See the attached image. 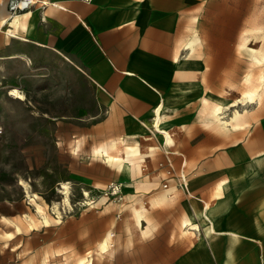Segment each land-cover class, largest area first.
Instances as JSON below:
<instances>
[{"label":"crops","instance_id":"0c3cea01","mask_svg":"<svg viewBox=\"0 0 264 264\" xmlns=\"http://www.w3.org/2000/svg\"><path fill=\"white\" fill-rule=\"evenodd\" d=\"M7 3L1 15L9 16ZM251 7L264 16V0H48L27 10L26 30L9 38L0 31V90L7 96L17 88L36 116L88 144L137 138L136 126L144 129L139 121L148 123L162 103L173 142L161 149L159 163L167 157L186 176L194 198L174 189V181L169 196L188 198V204L194 199L191 211L209 206L207 224L226 245L220 253L212 236L213 259L201 240L216 264H263L264 91L250 133L248 125L224 134L199 119L203 100L222 101L216 87L231 83L229 62L240 38L248 36L249 44L258 35L264 49V22L249 21ZM195 36L196 56L175 63L183 43ZM154 173L161 182L163 169L147 175Z\"/></svg>","mask_w":264,"mask_h":264},{"label":"rangeland","instance_id":"374dc122","mask_svg":"<svg viewBox=\"0 0 264 264\" xmlns=\"http://www.w3.org/2000/svg\"><path fill=\"white\" fill-rule=\"evenodd\" d=\"M5 3L2 0L0 6L4 13ZM249 17L250 22H264L262 10L257 7L249 9ZM259 40L253 35L249 46L263 49ZM231 57V83L216 87V99L225 103L246 89L241 79L251 69L246 54L238 47ZM257 71L253 69V74ZM11 88L15 87L8 91ZM7 96L0 90V264H78L87 254L91 264H216L201 241L214 259L210 244L213 235L198 217L191 215L190 204L195 208V200L188 204V198L170 197L166 204L156 202L164 189L157 173H147L158 167L163 150H154L141 164L142 176L128 179L93 154L111 139L88 144L79 136L67 137L49 118L36 116L28 99L25 103ZM203 106L204 101L201 112L205 113ZM256 108H251V118L246 119L247 133L254 129L251 126L257 119ZM136 128L137 138H132H136L142 152L158 146L147 129L141 130L139 124ZM118 138L117 147L109 150L111 155L122 154ZM62 182L68 183V203L63 202ZM136 212L141 214L139 218ZM184 214L191 215L192 224L200 230L184 232ZM108 235L110 245L101 252L99 242ZM223 236L214 237L220 253L226 250ZM259 239L264 241V236Z\"/></svg>","mask_w":264,"mask_h":264},{"label":"bare ground","instance_id":"6f19581e","mask_svg":"<svg viewBox=\"0 0 264 264\" xmlns=\"http://www.w3.org/2000/svg\"><path fill=\"white\" fill-rule=\"evenodd\" d=\"M1 5H2V0H0V6ZM31 15L32 13L30 11H27L9 17L7 14L1 15V11H0V30L3 29L5 36L7 38H9L10 36H14L17 32L21 30H26ZM197 44H200V41L196 36L185 41L182 45V50H184L185 52L183 54L176 55L174 57V62L177 63L180 60L186 61L194 58L196 56L195 47L197 46ZM249 45L250 44H248L246 41V37L242 36L241 40L238 43V51L244 52V54H246V57L249 60V64L251 68L243 75L241 79V83L246 87V89L242 91L238 97L232 99L227 103H225L224 101H216L208 105L206 99L203 100L204 106L202 110L206 112L205 113L201 112L199 114V119H200V123L206 128L218 129L219 131L228 134L232 131L240 130L247 126L246 119H250V112H251L250 110L257 102H259L260 98L262 97V93L264 91V70H262V68L264 67V49L254 48ZM256 68H258V71L256 72V74H253L254 73L253 69ZM7 94L11 96L12 99L18 102L26 103L27 101V98L26 96H24L23 92H21L17 88H11ZM162 109H164L163 105L162 103H159L153 109L152 115L148 123L144 121L141 122L142 126L145 129H147V131H149L152 137H155L157 139L158 146L156 147L149 146L148 151L142 152L137 140H135L134 138L132 140H129V138L127 137H120L118 138L120 144L122 145V152H121L122 154L120 156L111 155L109 152V150L117 147L116 139H111L109 143L94 149L93 154L102 158L104 161L108 162L114 168L118 169V171L123 173L124 176H126L128 179L138 175L142 176L141 164L145 162L147 158L153 155L152 153L154 150L164 149L172 142V137L170 132L166 130L164 127L165 116L162 113ZM261 154H262L261 151L257 152L256 156H261ZM67 184L68 183L65 182H62L60 184L62 186V190L64 194V198H63L64 203H68ZM222 189H223V184L219 183L215 191L216 197L220 196ZM188 194L189 197L194 198V196L191 195L189 190H188ZM84 196H86V193L84 194ZM169 199H170L169 191L163 190L157 196L156 202L166 204L168 203ZM35 207H36V211L40 213L42 218L45 220V216L40 212L39 206L35 204ZM208 211H209V206L205 204L201 211L192 209L191 215H194L195 217H198L200 219L201 224H204L206 226V231L209 234L215 235L216 231L214 230L212 224L211 223L207 224L209 222ZM140 215L141 214L139 212H136V218H139ZM191 215L184 214L182 218L181 224L183 226L184 232H186L189 229H195L197 231L200 230V228L197 227V225L192 224ZM233 237H236V235L233 234ZM109 245H110V237L108 235L99 242L98 245L99 251L101 252L107 251ZM89 256L87 254V256L81 257L78 260V264H91Z\"/></svg>","mask_w":264,"mask_h":264},{"label":"built area","instance_id":"2783aa9c","mask_svg":"<svg viewBox=\"0 0 264 264\" xmlns=\"http://www.w3.org/2000/svg\"><path fill=\"white\" fill-rule=\"evenodd\" d=\"M82 2H90L92 0H80ZM48 3V0H8L7 10L9 16L25 12L35 5H39L43 8ZM158 168L163 169V179L161 180V188L168 191L170 181H174V189L181 191L182 193L188 194V183L186 176L182 172H177L174 169L171 161L166 157L164 162L158 164Z\"/></svg>","mask_w":264,"mask_h":264}]
</instances>
